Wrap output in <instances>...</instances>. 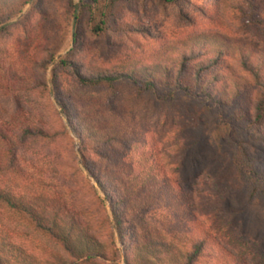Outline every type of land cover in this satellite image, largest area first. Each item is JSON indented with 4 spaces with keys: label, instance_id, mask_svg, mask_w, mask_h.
<instances>
[{
    "label": "trees",
    "instance_id": "trees-1",
    "mask_svg": "<svg viewBox=\"0 0 264 264\" xmlns=\"http://www.w3.org/2000/svg\"><path fill=\"white\" fill-rule=\"evenodd\" d=\"M89 1L92 6L88 13L90 34L106 43L100 47L104 53L113 51L125 61L113 66L104 58L102 61L96 57L93 62L88 59L90 47L81 30L84 21L81 12L77 30L70 36L73 47L52 69L51 82L62 111L79 138L85 170L109 202L112 217L107 214L102 198L97 197L94 206L102 210L104 224L112 230L111 237L113 228L117 231L124 248L123 254L117 250L118 256L124 258L125 264H202L219 258L216 247L220 252L232 253L212 223L216 214L205 212L199 216L192 211L193 217L183 218L175 195L180 194L181 200L189 198L181 183L172 180L162 163L153 162L145 149H136L138 142L128 132L116 128L107 131L90 119L80 102V106L77 104L69 82L72 79L81 88L111 93L124 83L148 92L165 88L172 96L201 97L217 109L237 108L235 122L264 127V47L257 41L227 40L205 30L190 34L187 28L196 22L195 12L215 20L203 6H193L190 11L180 9L175 17L179 22L173 31L175 36L169 40L166 29L158 28L155 22L149 23L134 14L128 19L120 9L122 0ZM158 1L167 6L180 0ZM30 2L0 0V26L16 19ZM30 4L17 22L0 31V37L9 42L10 52L13 50L11 69H3L0 59V72L4 73L5 90L15 101L19 91L47 87L50 64L69 45L66 36L73 2L32 0ZM81 6L83 9L85 5ZM232 7L244 21L242 28H264L263 0H237ZM110 37L115 38L114 42ZM152 42L155 46L144 50ZM33 79L35 85L31 88ZM64 131L67 133L66 127ZM54 137L51 131L10 118L4 124L0 121V176L28 186L24 190L2 181L0 204L22 213L36 230L60 244L72 260L96 264L105 256V246L89 231L79 228L74 211L61 212L46 183L45 168L35 167V159L27 156L32 141ZM75 170L82 173L79 167ZM251 174L252 171L246 170L245 176L242 175L246 185L264 194V179L258 180L259 184L253 183ZM90 188L97 196L95 186ZM192 199L195 205L201 201L197 197ZM148 216L159 220L163 228L147 224L145 217ZM173 223L176 226L172 228ZM10 245L0 235V264H13Z\"/></svg>",
    "mask_w": 264,
    "mask_h": 264
},
{
    "label": "rangeland",
    "instance_id": "rangeland-1",
    "mask_svg": "<svg viewBox=\"0 0 264 264\" xmlns=\"http://www.w3.org/2000/svg\"><path fill=\"white\" fill-rule=\"evenodd\" d=\"M71 1L74 10L66 36L69 45L63 47L58 54L62 56L58 58L57 55L50 64L46 76L47 87L35 86L31 91H19L16 102L12 94L5 90L4 73L0 72V121L4 124L10 118L55 134L53 139L32 141L27 156L35 159V167L41 165L45 168L44 171L48 173L46 183L61 212L74 211L79 228L89 231L105 246V256L100 257L96 264H125L124 258L120 259L117 253V250L121 254L124 251L117 231L113 228L114 240L112 230L104 224L102 210L94 206L96 198H102L107 214L112 217L109 202L95 179L85 170L79 153V138L72 131L51 82L52 69L73 47L70 36L77 30L81 12L84 17L81 30L90 47L88 59L93 62L98 57L115 66L124 62L125 58L116 57L113 51L104 53L100 47L106 46V43L102 44L90 34L88 13L91 2ZM235 1L180 0L166 6L158 0H122L120 9L128 19L133 18L134 14V17L149 23L155 22L160 29L165 28L167 39L171 40L175 36V25L179 23L175 20L179 10L190 11L193 6H203L215 20H210L202 12H195L196 22L187 28L190 34L205 30L227 40L257 41L264 47V28H242L244 21L239 19L232 7ZM75 3L79 5V11L73 31ZM30 6L28 3L23 12L26 13ZM24 13L11 22H17ZM110 38L114 42L115 38ZM8 43L5 37H0V49L5 54L0 53L3 69H11L13 65V50L10 52ZM154 44L145 45L144 50ZM30 84L31 88L35 85L34 79ZM69 87L76 96L77 104H81V109L90 119L107 131L116 128L128 132L138 142L136 149H145L153 162L162 163L172 180L177 179L181 183L189 198L185 199L186 202L180 199V194L175 195L179 214L183 218L193 217L192 211L199 216L205 212L216 214L212 223L219 238L232 253L220 252L216 247L215 254L219 258L206 260L202 264H264V194L246 185L242 177L249 170L254 177L253 183L259 184L258 180L264 179V127L235 122L237 108L217 109L201 97L172 96L165 88L148 92L137 85L124 83L117 87L115 93H111L81 88L72 79ZM75 167H79L82 173H78ZM2 181L13 187L28 189L19 180L0 176V183ZM90 185L95 186L97 196ZM192 197L201 201L195 205ZM177 220L174 218V221ZM145 221L150 226L163 228L154 217H145ZM174 226L175 223L171 224L172 228ZM0 235L11 243L9 248L14 255L13 264H81L72 260L60 244L36 230L22 213L11 211L1 204Z\"/></svg>",
    "mask_w": 264,
    "mask_h": 264
},
{
    "label": "water",
    "instance_id": "water-1",
    "mask_svg": "<svg viewBox=\"0 0 264 264\" xmlns=\"http://www.w3.org/2000/svg\"><path fill=\"white\" fill-rule=\"evenodd\" d=\"M31 3V2H30ZM76 5H75V17H74V25H73V31H75V26H76V21H77V15H78V11H79V5L77 4V3H75ZM24 13V12H23ZM22 13V14H23ZM21 14V15H22ZM12 22H9V23H6V24H4V25H1L0 26V31L4 28V27H6V26H8V25H10ZM62 56V54H60V55H58V58H60Z\"/></svg>",
    "mask_w": 264,
    "mask_h": 264
}]
</instances>
